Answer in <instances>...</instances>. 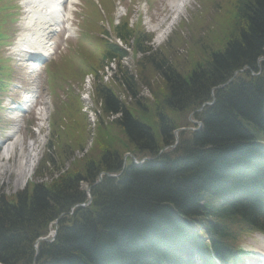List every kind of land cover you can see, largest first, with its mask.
Instances as JSON below:
<instances>
[{
    "label": "trees",
    "instance_id": "obj_1",
    "mask_svg": "<svg viewBox=\"0 0 264 264\" xmlns=\"http://www.w3.org/2000/svg\"><path fill=\"white\" fill-rule=\"evenodd\" d=\"M220 9L221 19L213 17L214 23L193 15L189 25L181 24L190 37L188 52L197 53L193 62L184 58L187 70H178V58L169 52L175 64L161 54L140 62L139 80L148 85L144 78L155 61L165 90L154 98L159 104L138 96L132 76L124 73L122 82L133 99L126 105L112 90L101 89L104 116L120 113V118L100 128L95 151L48 184L0 196V264H194L192 256L209 263L211 253L226 264L235 257L238 234L264 232V64L260 76L250 78L246 71L213 92L214 104L194 116L202 130L179 134L170 159L129 165L117 179L103 178L91 189L92 204L68 214L85 201L80 182L92 183L100 172L120 173L125 147L135 153L157 150L155 130L144 122L148 113L163 143L171 144L180 118L211 100L210 88L225 84L242 67L255 68L264 55V0H223ZM182 28L171 41L175 48L187 43ZM191 28L202 36L189 33ZM120 31L128 32L125 24ZM107 52L119 55L116 48ZM83 142L82 132L73 147ZM60 216L54 241L40 243L36 253L35 240Z\"/></svg>",
    "mask_w": 264,
    "mask_h": 264
},
{
    "label": "rangeland",
    "instance_id": "obj_2",
    "mask_svg": "<svg viewBox=\"0 0 264 264\" xmlns=\"http://www.w3.org/2000/svg\"><path fill=\"white\" fill-rule=\"evenodd\" d=\"M217 1H220V0H215L214 3H216ZM167 4H168L167 0H156V1H154V4L152 6H150L144 0H142V1L140 0V2H137V4H135V7H134L136 9L135 17H136V15H139V16L142 17L143 21H149V22L155 23L157 20H161V19L167 18V17H169L171 15L169 13V11H168ZM129 6H133V5L129 4ZM186 7L187 8L185 9V12H183L181 14L182 18L181 17L180 18L183 21L187 22L188 24H189L190 20L192 21L193 15H196L199 12L202 15L206 25L215 22L214 20H212V17L214 16V14H211L210 11L209 12H205V10L200 9L196 5V0H195V3H194L193 0H188ZM215 8H217V5H215ZM212 12H214L213 8H212ZM123 14H124L123 9H119L117 17H120ZM132 20H135V18H133ZM188 32L189 33H195L194 30H192V28L190 29V31L188 30ZM215 35H217V34H213V36H215ZM64 52H66V50H64ZM169 53L175 54L176 57L178 58L177 64H176L178 70H187L188 69V67H186V65H185L184 58H187L188 60H190V62H193L196 59V57H197V53H195L194 56L192 57L190 55V53L188 52V50L187 51H184V50L181 51V50L176 49V48H173ZM175 59L176 58L171 59V60L169 59V61L172 64H175ZM90 63H92V62H90ZM89 68H91V67H88V69ZM93 69H95V66H93L92 70ZM72 73L73 72H71V74ZM73 74H75V73H73ZM77 76H80V78L77 79V78H73V76H72V79H68L69 80V85L75 87L74 88L75 89V91H74L75 93H77L78 91H80L82 93L83 91H86V89H87V86H85V84H84L85 77H82L81 75H77ZM146 79L148 80V88H150L152 91H157L155 93V95L158 94L160 91H162V84H161L162 82H161L160 79H158L156 77V73L155 72H153V71L148 72V75H147ZM155 85L158 86L157 89L154 87ZM148 88H145V89H148ZM64 91H69V90H68L67 87H65ZM148 93H149V89L144 91L143 95L145 97L149 98V95L151 93L149 95H148ZM60 112L61 113H66L65 118L68 119L67 120V126L71 127L73 123L82 124V118L80 117V115L78 113V106H76V105L68 106L65 110H60ZM132 112H133V110H132ZM171 117L175 118L174 116H171ZM148 123L152 124L150 122H148ZM94 129H95V127L93 126V124H90L89 127H88L89 132H88V137H87V141H88V144H87V147H86L87 149H90V148L92 149V146H90V145H92V141H91L92 136L91 135L94 136V133H93ZM43 132H44V135H45L47 130H44ZM116 137H118V136H116ZM116 137H114V138H116ZM105 145L106 144H104V146ZM101 147H103V146L101 145ZM22 148L24 149L23 151H22ZM32 150H36L37 151L38 160H39V156L42 154L43 148L42 147H36V148H33ZM127 150H129V149H127ZM20 151L22 152V155H20ZM28 154H29V145H28V143L26 142V140L24 138V145L22 146L20 143L17 144V148H16L15 154H14L12 160H11V163L8 164L10 166L9 172L12 173V172H15L16 170H18L17 168L20 166V163L18 161L19 158H23V157L25 158V157L28 156ZM67 154H68V151H63L60 155H58V158L59 157H63L65 155H67ZM75 156H76V154H75ZM32 177H31V179H32ZM2 181H4V178H2ZM16 181L18 183H15ZM20 182H21V180L15 179L12 182V184L7 186V187L4 184H0V186L2 185V187L0 189V193L5 195V198L6 197H11V195L15 194L20 189H23L24 184L26 182L23 183L21 186H20ZM246 264H251V263L247 262Z\"/></svg>",
    "mask_w": 264,
    "mask_h": 264
},
{
    "label": "bare ground",
    "instance_id": "obj_3",
    "mask_svg": "<svg viewBox=\"0 0 264 264\" xmlns=\"http://www.w3.org/2000/svg\"><path fill=\"white\" fill-rule=\"evenodd\" d=\"M59 1L60 0H24L23 4L26 11L23 25L24 32L17 40V46H15L20 50L19 52L24 59L30 61L31 58L40 59L44 57L46 41L53 31L52 24H55L54 18L58 19L61 14L60 7L58 6ZM182 1L183 0H169L171 5H176L178 2ZM169 29L166 32H168ZM12 150L13 144L5 145L3 151L5 160L9 157ZM33 159L35 160L36 158H32V162L28 161L22 164L23 177L20 170H16V179L19 180V174H21V181L31 175ZM9 170L10 168L6 162H0V183L4 184L6 187L12 184V182L9 181L12 177V173H10ZM2 178H4L5 182L2 181ZM15 183L18 182L16 181Z\"/></svg>",
    "mask_w": 264,
    "mask_h": 264
}]
</instances>
